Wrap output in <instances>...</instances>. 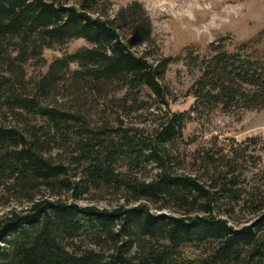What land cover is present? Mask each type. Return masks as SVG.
<instances>
[{
  "label": "trees",
  "instance_id": "trees-1",
  "mask_svg": "<svg viewBox=\"0 0 264 264\" xmlns=\"http://www.w3.org/2000/svg\"><path fill=\"white\" fill-rule=\"evenodd\" d=\"M101 1L0 0V196L16 204L0 217V264H264V192L245 191L235 160L212 152L200 155L205 180L178 173L170 147L191 114L171 111L164 80L177 59L137 50L153 37L141 3L112 15ZM74 39L91 46L29 75ZM212 47L191 112L263 109L264 58L249 43ZM103 101L118 105L116 127L91 115ZM164 109L153 128L124 123ZM149 165L156 175L140 179ZM96 194L124 204H79ZM235 205L254 221L235 227Z\"/></svg>",
  "mask_w": 264,
  "mask_h": 264
},
{
  "label": "rangeland",
  "instance_id": "rangeland-1",
  "mask_svg": "<svg viewBox=\"0 0 264 264\" xmlns=\"http://www.w3.org/2000/svg\"><path fill=\"white\" fill-rule=\"evenodd\" d=\"M75 1L71 0L72 3ZM134 2L142 4L153 26L152 44L148 48L142 46L137 50L141 53L148 52L155 60L177 59L169 66L164 80L172 94L171 111L191 114L184 124L180 138L170 147L177 159L178 173L205 180V166L200 155L212 152L235 160L245 191L263 194L264 108L241 109L230 113L220 108L212 111L202 109L200 112L191 110L196 102L192 88L202 70L207 68L203 59L209 60L215 54L213 45L233 51L240 45L249 43L251 51L264 58V0H102L101 4L104 5L102 9H109V13L114 15ZM90 46L83 39H74L62 47L47 50V65L43 67L34 62L27 67L28 73L34 79H39L47 73L50 64L56 59ZM189 51L199 56V59L190 60ZM144 98L147 99L148 96L145 95ZM89 110L95 121L106 119L113 127H116L118 115L121 114H118V105L106 101L100 106L89 105ZM167 112L164 109L157 116L152 115L153 110L135 114L126 118L124 123L131 127L153 128L158 120L167 116ZM155 169V166L149 165L147 169L136 171V175L142 180H151L156 175ZM119 170L127 171V166L121 162ZM98 195L86 196L79 204L101 209L124 204L120 195ZM0 197L2 217L16 204ZM222 203L226 204L228 201L222 200ZM136 205L131 204V207ZM158 209L151 207L154 214H170L169 211L162 212ZM253 221L249 212L235 205L231 220L235 227L251 224ZM185 251L188 256L199 255L201 252L195 246H187Z\"/></svg>",
  "mask_w": 264,
  "mask_h": 264
}]
</instances>
